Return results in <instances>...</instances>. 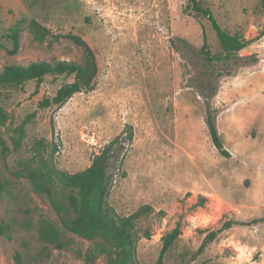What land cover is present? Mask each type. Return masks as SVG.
<instances>
[{
	"label": "rangeland",
	"instance_id": "374dc122",
	"mask_svg": "<svg viewBox=\"0 0 264 264\" xmlns=\"http://www.w3.org/2000/svg\"><path fill=\"white\" fill-rule=\"evenodd\" d=\"M200 1L223 29L251 41L237 60L205 62L203 33L211 53L219 44L189 0H0V69L81 61L83 50L68 33L83 38L97 62L93 88L59 107L38 103L72 76L47 75L36 93L34 81L0 85L9 113L0 126V264H109V246L68 231L24 168L39 151L59 169L83 170L119 135L107 203L120 216L150 207L135 221L136 264H156L163 236L177 224L181 233L162 264H264V12L258 0ZM30 19L58 40L33 38ZM14 29L19 47L12 53ZM205 72L216 76L210 106L229 157L218 153L205 123L195 80ZM226 220L238 224L198 253Z\"/></svg>",
	"mask_w": 264,
	"mask_h": 264
},
{
	"label": "trees",
	"instance_id": "16d2710c",
	"mask_svg": "<svg viewBox=\"0 0 264 264\" xmlns=\"http://www.w3.org/2000/svg\"><path fill=\"white\" fill-rule=\"evenodd\" d=\"M259 8L264 12V0H258ZM189 8L204 16L215 32L219 51L211 53L203 33V43L200 53L206 63H213L221 60H237L240 58L237 53L250 44L249 39H244L239 34H231L221 27L216 20L210 7L203 5L200 0H189ZM28 29L38 41H43L46 36H52L58 40V35L42 25L36 19H30ZM264 33V27L261 31ZM74 44L83 50L81 61L68 59H55L53 61L38 60L27 65L6 64L0 69V85L22 86L25 82L34 81L38 91L39 85L45 76H72L71 81L61 84L54 95L43 98L39 101V107L51 105L61 106L73 94L81 91H89L93 88L94 79L97 74V62L92 48L77 34H64ZM12 48L10 52L15 53L19 47V31L14 29L10 35ZM185 44V42H183ZM233 60V61H234ZM222 74H218L221 76ZM199 92L205 98V123L212 144L218 153L229 157L230 153L223 144L222 138L216 125V111L211 108L210 100L217 94L216 76L205 72L202 76L196 77ZM33 113L27 115L22 121L19 130L23 133V125L28 122ZM9 119V113L0 105V126H3ZM132 133L127 134L131 139ZM121 135L108 142L98 153L94 154L88 167L76 172H68L55 166L51 156L45 152H36L30 157L25 165V174L30 179L33 187L45 193L64 227L86 239L100 238L109 246L111 256L109 264H136L134 261L135 243L137 234L135 221L146 213L150 208L148 205L141 206L136 211L126 216L118 215L107 203L108 194L112 185L113 176L110 168L117 162L120 156V149L117 148ZM41 145V141L36 140ZM254 221V220H253ZM257 222V221H256ZM237 221L226 220L216 230L208 232L198 248V253L216 238L217 234ZM181 230L177 224L162 240V246L156 264H162L163 256L175 239L180 235ZM145 237L149 236L146 231Z\"/></svg>",
	"mask_w": 264,
	"mask_h": 264
}]
</instances>
